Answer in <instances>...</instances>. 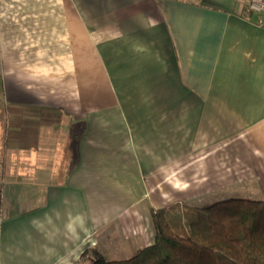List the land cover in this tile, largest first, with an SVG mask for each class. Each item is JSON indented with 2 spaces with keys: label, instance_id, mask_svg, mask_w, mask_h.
Returning <instances> with one entry per match:
<instances>
[{
  "label": "crops",
  "instance_id": "1",
  "mask_svg": "<svg viewBox=\"0 0 264 264\" xmlns=\"http://www.w3.org/2000/svg\"><path fill=\"white\" fill-rule=\"evenodd\" d=\"M249 2L0 0L19 146L0 170V264L130 255L154 244L153 210L264 201V26Z\"/></svg>",
  "mask_w": 264,
  "mask_h": 264
},
{
  "label": "trees",
  "instance_id": "2",
  "mask_svg": "<svg viewBox=\"0 0 264 264\" xmlns=\"http://www.w3.org/2000/svg\"><path fill=\"white\" fill-rule=\"evenodd\" d=\"M180 217L188 236L176 232ZM154 244L130 259L110 261L100 251L85 252L79 264H264V201L228 199L187 208L153 210Z\"/></svg>",
  "mask_w": 264,
  "mask_h": 264
},
{
  "label": "rangeland",
  "instance_id": "3",
  "mask_svg": "<svg viewBox=\"0 0 264 264\" xmlns=\"http://www.w3.org/2000/svg\"><path fill=\"white\" fill-rule=\"evenodd\" d=\"M3 95H4L3 90L0 89V170L1 169L3 170L4 168H6V169L8 168L9 174H10L11 165L15 161V157L18 156V154H19V153H17L19 146L16 147V145L13 143V138H12L13 132L10 134L7 133V130H8L7 128H10V126H11V122H10V118H9L11 112H10L9 106L6 105V102L3 98ZM63 130H65V129H63ZM25 154L28 155V156L25 155L23 158V164L25 167V172H26V170L28 172H30L31 168L29 167V163H30L29 150H27V153H25ZM74 158H75V155H72L70 157V161L73 162ZM4 184H6V181L3 184H2V181H0V227H1L2 223L4 222V220L6 219V216L8 214L7 213L8 206H6V205H8V203L6 204V201H5L6 198L5 197H6V191H8L10 189L9 185H11V181H9V179H8V183L6 185H4ZM215 201L213 203H215ZM12 204H14V202ZM202 204H203V202L198 204V205L194 204L193 206H194V208H196V207L198 208V207H201ZM209 204H212V203H209ZM186 207L190 208L191 206L190 207L186 206ZM191 208H193V207H191ZM170 223H172V227L176 232L181 233L182 235H186V236L189 235L187 232V226L188 225L186 224L187 225L186 226L185 222H183V219L180 218L179 216L176 217V216L172 215L171 219H170ZM106 245H108L109 247L112 248L111 251L113 254L117 253V252L118 253L125 252L124 250H120L118 248L116 250L115 249L116 248L115 243H108ZM137 253H138V251H134L130 255H123V256L111 255V253H108L109 257H107V258L109 260H117L118 261V260H122V259H130V258L134 257Z\"/></svg>",
  "mask_w": 264,
  "mask_h": 264
},
{
  "label": "built area",
  "instance_id": "4",
  "mask_svg": "<svg viewBox=\"0 0 264 264\" xmlns=\"http://www.w3.org/2000/svg\"><path fill=\"white\" fill-rule=\"evenodd\" d=\"M249 7L255 13L264 14V0H250ZM260 24L264 26V19L260 20Z\"/></svg>",
  "mask_w": 264,
  "mask_h": 264
},
{
  "label": "bare ground",
  "instance_id": "5",
  "mask_svg": "<svg viewBox=\"0 0 264 264\" xmlns=\"http://www.w3.org/2000/svg\"><path fill=\"white\" fill-rule=\"evenodd\" d=\"M249 3H250V2H249ZM249 8H250V7H249ZM250 11H251V13H252V14H256V13H257V12H256V13H255V12H253V11L251 10V8H250ZM257 14H258V13H257ZM259 15L261 16V18H263V19H264V14H259Z\"/></svg>",
  "mask_w": 264,
  "mask_h": 264
}]
</instances>
